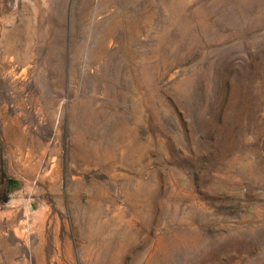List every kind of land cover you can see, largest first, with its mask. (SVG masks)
Masks as SVG:
<instances>
[{"label":"rangeland","instance_id":"1","mask_svg":"<svg viewBox=\"0 0 264 264\" xmlns=\"http://www.w3.org/2000/svg\"><path fill=\"white\" fill-rule=\"evenodd\" d=\"M0 264H264V0H0Z\"/></svg>","mask_w":264,"mask_h":264},{"label":"water","instance_id":"2","mask_svg":"<svg viewBox=\"0 0 264 264\" xmlns=\"http://www.w3.org/2000/svg\"><path fill=\"white\" fill-rule=\"evenodd\" d=\"M15 187H17L19 185V180H15L14 184Z\"/></svg>","mask_w":264,"mask_h":264},{"label":"trees","instance_id":"3","mask_svg":"<svg viewBox=\"0 0 264 264\" xmlns=\"http://www.w3.org/2000/svg\"><path fill=\"white\" fill-rule=\"evenodd\" d=\"M5 198H6V194H3V195H2V199H5Z\"/></svg>","mask_w":264,"mask_h":264},{"label":"crops","instance_id":"4","mask_svg":"<svg viewBox=\"0 0 264 264\" xmlns=\"http://www.w3.org/2000/svg\"><path fill=\"white\" fill-rule=\"evenodd\" d=\"M19 148V147H18ZM17 149V148H16Z\"/></svg>","mask_w":264,"mask_h":264}]
</instances>
